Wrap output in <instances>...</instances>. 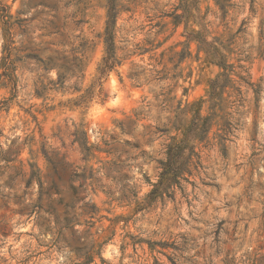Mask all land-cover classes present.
<instances>
[{"label": "rangeland", "instance_id": "1", "mask_svg": "<svg viewBox=\"0 0 264 264\" xmlns=\"http://www.w3.org/2000/svg\"><path fill=\"white\" fill-rule=\"evenodd\" d=\"M113 1L104 69L111 0H0V264H264V0Z\"/></svg>", "mask_w": 264, "mask_h": 264}, {"label": "trees", "instance_id": "2", "mask_svg": "<svg viewBox=\"0 0 264 264\" xmlns=\"http://www.w3.org/2000/svg\"><path fill=\"white\" fill-rule=\"evenodd\" d=\"M119 10L117 8V4L111 0L108 9V20L105 31V39L108 45V53L109 55L104 59L103 68L109 69L115 63V58L112 54V50L114 49V34L115 28L117 24ZM197 131V130H196ZM198 133L196 132V137ZM188 134H184V138L179 141H174L168 147V155L169 160L166 162H162L163 171L160 174L159 180V188H167L169 187L173 180L180 176L182 171V167L186 165L187 162L190 161L192 153H186V150L189 149L191 151Z\"/></svg>", "mask_w": 264, "mask_h": 264}]
</instances>
